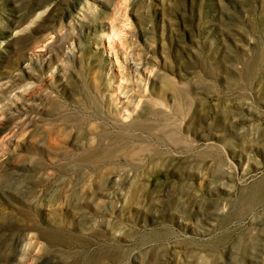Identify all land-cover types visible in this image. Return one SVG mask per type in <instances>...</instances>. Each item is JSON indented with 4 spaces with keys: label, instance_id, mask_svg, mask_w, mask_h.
<instances>
[{
    "label": "rangeland",
    "instance_id": "obj_1",
    "mask_svg": "<svg viewBox=\"0 0 264 264\" xmlns=\"http://www.w3.org/2000/svg\"><path fill=\"white\" fill-rule=\"evenodd\" d=\"M0 264H264V0H0Z\"/></svg>",
    "mask_w": 264,
    "mask_h": 264
}]
</instances>
